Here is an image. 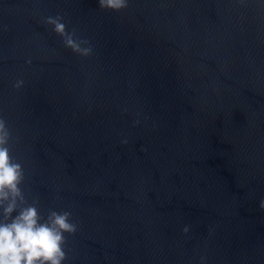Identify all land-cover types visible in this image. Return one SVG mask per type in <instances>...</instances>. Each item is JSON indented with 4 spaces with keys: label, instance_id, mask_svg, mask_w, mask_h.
<instances>
[{
    "label": "water",
    "instance_id": "obj_1",
    "mask_svg": "<svg viewBox=\"0 0 264 264\" xmlns=\"http://www.w3.org/2000/svg\"><path fill=\"white\" fill-rule=\"evenodd\" d=\"M0 264H264V0H0Z\"/></svg>",
    "mask_w": 264,
    "mask_h": 264
}]
</instances>
